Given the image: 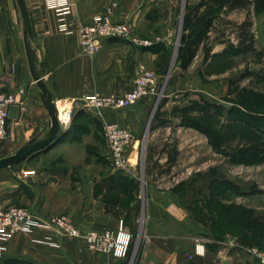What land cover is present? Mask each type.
<instances>
[{"label": "crops", "instance_id": "0c3cea01", "mask_svg": "<svg viewBox=\"0 0 264 264\" xmlns=\"http://www.w3.org/2000/svg\"><path fill=\"white\" fill-rule=\"evenodd\" d=\"M24 1L32 25L36 65L44 85L54 104L73 108L75 118L50 148L20 163L19 171H0V210L19 206L40 217L64 214L83 232L117 230L120 221H124L133 241L128 258L118 260L110 254L90 251L82 238L62 237L50 244L41 233H20L0 251V264H243L239 257L236 260L233 254H227L222 242L211 239L208 228L184 205L182 195L175 189L177 183L163 184L169 176L154 172V159L145 174L147 187L142 190L137 178L121 173L85 171L72 177L70 169L60 167H86V158L64 160L45 156L94 141L93 135L103 129L104 122L120 123L138 136L155 106L161 121L164 115L171 116L175 98L199 92L209 100L219 91L225 93V80L219 79L225 73L215 79L206 69L215 58L222 57L227 46L213 47L214 58L207 63L201 48L187 70L176 67L174 76L160 91L162 98L143 99L125 110L106 109L100 118L83 103V96L123 95L134 87L142 71L153 72L159 81L165 76L173 36L171 18L164 13L168 0H65L69 9L63 17L48 0ZM110 6L114 7V21L127 23L134 38L150 44L111 39L102 42L95 55H88L78 28L91 23ZM5 78L11 79L5 91L18 93L22 89L25 94L19 96L20 102L15 106L17 118L8 123L9 138L0 147V159L36 137L43 138L50 128L41 89L30 70L23 17L16 0H0V80ZM159 125L153 129L152 137L160 131H166L167 136L173 132L172 136H178L179 151L186 137L190 147L195 143L196 149V142L202 141L214 151L208 137L195 128L181 122L174 125L170 120ZM168 161L172 164L168 157L157 162L164 165ZM200 237L208 241L206 254L190 259Z\"/></svg>", "mask_w": 264, "mask_h": 264}, {"label": "rangeland", "instance_id": "374dc122", "mask_svg": "<svg viewBox=\"0 0 264 264\" xmlns=\"http://www.w3.org/2000/svg\"><path fill=\"white\" fill-rule=\"evenodd\" d=\"M201 3H203L202 0H168L164 7V13L168 18H171L173 36L170 47V64L165 76L159 81V91H162L168 85L174 76L176 67L179 66L177 60L174 59L175 55L178 54L185 14ZM184 5L185 10L183 12ZM203 11L204 7L197 12L202 13ZM223 11L215 9L216 19L209 36L208 45L212 48L221 44L227 46L226 51L230 49L228 54L231 61L227 55L224 57L219 56L211 62L206 71L209 75H215V79H217L216 76L225 73L224 78H219L225 80V93L219 91L218 94H214L216 95L214 98L209 100H206L208 98L206 94L199 92L175 98L173 102L176 103L172 104L171 116L164 115L161 121L159 108L155 106L148 113L141 127V132L138 136L134 135L136 140L140 141L137 146L139 160L143 167V171L140 167L137 179L141 182V189L145 190L147 186L145 180L142 182L141 178L144 175L145 179V174L150 168V160L154 159L155 165L152 166L154 172L169 176L163 184L171 186L177 183L176 189L182 195L184 205L193 209L198 205V208L202 209V213L196 215L205 220L202 223L208 228L209 232L213 227V221H215L212 216L217 217L218 215L208 214L206 207L216 208L214 200L208 203V191L212 189H230L233 192H228L222 199V204L225 205V217L228 219L229 225L233 227L232 229L235 228L236 224L245 226L246 232L243 235L246 237L245 240L252 244L247 247L264 251V128L256 133L249 129H243L239 124H231L229 128L226 126V136L220 149L223 148L233 155L237 154V159L236 157L232 159L215 149L212 151L207 142H196V149L194 148L195 143L193 147H190L189 137L182 140V148L179 151L178 136H172L173 132L170 134L171 136H167L166 131H160L152 137L153 129L161 127L160 122L170 120L176 125L179 122L182 124V121H192L194 117L200 118L202 116L201 108H203L206 101L207 104H217L223 109L221 111V113H224L223 116H220L217 123L214 122L217 127H220L221 123L226 125L229 122L233 123V118H231L233 113L231 112L229 116L228 111L230 108L235 109L237 107L240 100L244 98L242 95L244 92L252 91L254 96H249V99L255 97L256 103L259 99L264 102V0H255V3L252 2L246 9L233 11L225 9ZM246 21H250L252 24L248 30L254 36V49L235 56L231 47H237L241 35L240 27ZM196 68L198 69L200 66ZM191 107L193 109H190ZM261 112L264 113V110ZM184 117H187L186 120L183 119ZM195 122L200 125L206 124L205 120ZM93 138L94 141L80 145L79 148L76 147L71 150H64L63 148L56 150L54 154H45V156L51 159L64 160L71 157L86 158V167L60 165L61 168L70 169L72 177L83 174L85 171L87 173L99 171L107 175L118 173L112 169L107 161L108 148L104 130L101 129V131L95 133ZM16 152L17 150L13 149V151L5 153L2 157L13 155ZM134 153H137V151H134ZM164 157H168L170 160L175 157V160L172 164L168 161L164 165H159L157 161ZM190 160H192V165L189 164ZM177 161L182 163L179 164L180 162L177 163ZM11 169L15 172L19 171L21 164ZM195 202H198V204H195ZM225 224L227 225V223ZM253 231H257L256 235H253ZM230 232L227 233L226 239L223 241L227 244H222L221 247L228 250L227 254H233L236 260L237 257L242 259L243 264L251 263L249 259L253 258L231 246V243H240L238 238L233 235L234 231ZM253 261V264H261L257 260L253 259ZM234 264L238 263L235 262Z\"/></svg>", "mask_w": 264, "mask_h": 264}, {"label": "built area", "instance_id": "2783aa9c", "mask_svg": "<svg viewBox=\"0 0 264 264\" xmlns=\"http://www.w3.org/2000/svg\"><path fill=\"white\" fill-rule=\"evenodd\" d=\"M48 2L51 7L58 11L60 17H63L69 9L65 0H48ZM113 14L114 7H107L101 15L94 17L91 23L79 26L78 33L81 44L88 55H95L102 42L111 39L130 41L145 46L150 44L149 41L134 38L130 26L124 22L114 21ZM61 22H63L62 19ZM10 82L11 79L9 78L0 80V147L9 138L10 110L19 104V96L25 94L22 89L18 93L5 91L6 84ZM158 96H160L159 79L151 71H142L136 77L134 87L123 95L103 96L94 93L83 96L81 100L87 107L93 109L98 117L102 118L103 111L106 109L125 110L137 105L143 99ZM55 106L61 129L67 131L75 118L74 109L66 106L59 107L57 104ZM103 130L108 148L107 161L112 169L118 173L137 178L140 167L143 171L137 146L140 141L136 140L129 128L120 123L104 122ZM132 155L134 156L132 157ZM134 158H136V162ZM144 180L143 175L141 181ZM20 233H41L44 235L45 241L50 244H56V241L58 242L62 237L82 238L87 242L90 251L110 254L118 260L128 258L133 241V236L125 229L124 221H120L117 230L104 229L103 231L83 232L69 216L64 214L40 217L28 208L16 206L0 210V251L4 250L10 239ZM207 242L202 237L196 239L193 252L189 258L204 256ZM221 244L227 243L222 242ZM231 246L264 264V251L235 243H231Z\"/></svg>", "mask_w": 264, "mask_h": 264}, {"label": "trees", "instance_id": "16d2710c", "mask_svg": "<svg viewBox=\"0 0 264 264\" xmlns=\"http://www.w3.org/2000/svg\"><path fill=\"white\" fill-rule=\"evenodd\" d=\"M202 1L203 3L198 5L195 9L187 12L183 20L182 35L176 59L179 64V67L183 70H187L189 68L201 48L204 52V63H207L209 62V60L214 58V55H212V47L208 45V40L210 33L214 28V21L216 19L215 9H220L224 11L226 9L229 11H233L242 8L246 9L252 2L253 4L255 3V0ZM203 7L204 11L202 13L197 12ZM251 25L252 24L250 21H246L240 27L241 35L239 36V43L237 47H231L233 48V53L235 54V56L242 53L250 52L254 49V36L248 30ZM228 52H230V49L229 51L225 50L224 54H222V57L227 55V57L229 56L230 58ZM253 94L254 93L252 91L244 92L242 94L244 98L240 100L237 107L235 109H229L228 115L230 116V113H233L231 114V118H233V123L228 121V125L221 123L222 125L220 127H217L214 122L217 123V120L220 119V116H223L224 113H221L223 109L222 107L217 106V104H207L208 102L206 101V103H204L203 105V108H201L202 116L200 118L194 117L192 121H182V125L195 128L198 131L202 132L208 137L210 144L216 151L222 152V154L233 159L237 156V154L233 155L229 153V151H225V149L223 148L220 149L222 141L225 139L226 136V126L229 128L231 124H239L241 125V127H243V129H249L252 132L256 133L257 131H262L264 128V113L261 112L262 110H264V102L259 99L256 103L255 97L249 99V96H252ZM190 109H193V107H191ZM186 118L187 117H184L183 119L186 120ZM201 120H205L206 124L200 125L199 123L195 122H200ZM174 160L175 157L172 158L170 162L173 163ZM177 191L179 192V190ZM208 192V203H211L214 200V203L216 204L215 209L211 207H206L208 209V214L218 215L217 217L212 216L213 220L215 221H213V227L210 230L211 239L218 243L223 242L226 239L227 233H231L230 231H234L233 235L238 238V241L241 245L245 247L252 245L245 240L246 237H244L243 235L246 232L245 226H241V224H236V226H234L235 228L232 229L233 227L229 225L228 219L225 217V205L222 204V199L224 196H226L225 194H228V192L233 191H231L230 189H212ZM196 203L198 204V202H195V204ZM189 209L192 214H194V217L197 220H199L200 222L205 221L204 219L202 220L199 218V216L196 215L202 213V209L198 208V205H196L194 209L191 207ZM225 223H227V225ZM256 233L257 231H253V235H256Z\"/></svg>", "mask_w": 264, "mask_h": 264}, {"label": "water", "instance_id": "95a60500", "mask_svg": "<svg viewBox=\"0 0 264 264\" xmlns=\"http://www.w3.org/2000/svg\"><path fill=\"white\" fill-rule=\"evenodd\" d=\"M16 1L23 17L24 30L26 35V52H27L30 70L34 80L38 83L41 89V99L50 116V128L48 133L43 138L39 139L38 137H36L31 141L27 142L26 144H24L21 148H19V150L15 154L2 157L0 159V171L19 165L20 163L30 159L31 157L47 150L57 140H59L64 133L58 121L57 109L54 104L53 98L48 93L46 86L44 85L42 76L38 71L36 65V55L34 49L32 48V38H33L32 25L25 1L24 0H16ZM184 10H185V5L182 11L184 12ZM176 59H177V55H175L174 60L176 61ZM17 112H18L17 107L15 106L12 107L10 110V119H16Z\"/></svg>", "mask_w": 264, "mask_h": 264}, {"label": "bare ground", "instance_id": "6f19581e", "mask_svg": "<svg viewBox=\"0 0 264 264\" xmlns=\"http://www.w3.org/2000/svg\"><path fill=\"white\" fill-rule=\"evenodd\" d=\"M134 161L136 162V158H134Z\"/></svg>", "mask_w": 264, "mask_h": 264}]
</instances>
